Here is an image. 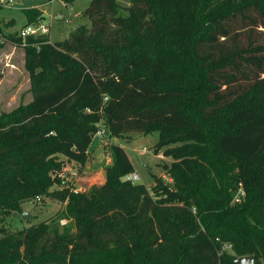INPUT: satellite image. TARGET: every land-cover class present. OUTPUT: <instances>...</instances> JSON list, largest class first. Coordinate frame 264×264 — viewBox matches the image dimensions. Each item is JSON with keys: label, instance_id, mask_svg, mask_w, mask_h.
Listing matches in <instances>:
<instances>
[{"label": "trees", "instance_id": "1", "mask_svg": "<svg viewBox=\"0 0 264 264\" xmlns=\"http://www.w3.org/2000/svg\"><path fill=\"white\" fill-rule=\"evenodd\" d=\"M24 12L41 22L39 7ZM84 14L91 26L60 41L0 19L33 93L0 114V264H264V0H91ZM101 127L158 130L171 180H124L134 164L114 143L106 180L76 190L56 172L85 166ZM36 197L64 208L9 228Z\"/></svg>", "mask_w": 264, "mask_h": 264}, {"label": "rangeland", "instance_id": "2", "mask_svg": "<svg viewBox=\"0 0 264 264\" xmlns=\"http://www.w3.org/2000/svg\"><path fill=\"white\" fill-rule=\"evenodd\" d=\"M0 0L3 8L0 11L1 26L7 33H20L27 24L25 8L39 7L43 10L41 21L49 26V35L52 41H60L69 37L70 33L80 25L91 26V20L84 14L91 0H75L72 4L64 0ZM242 37V36H241ZM253 38L264 41V27L259 26L253 32ZM246 42V38L244 39ZM244 86V77L235 83ZM32 83L30 73L25 67V51L21 45L7 41L0 48V114L10 112L21 104H27L33 99ZM159 139V131L150 133L133 130L120 136H101L96 134L89 148V160L85 166H78L68 161L65 167L56 173L62 176L77 190H88L93 185L101 184L106 175V166L111 157L109 145L119 144L125 148L131 158L135 170L141 176L137 183H143L148 188L154 184L153 175L165 176L170 181L169 175L164 169V164H171L172 157L164 156L162 152L158 155L154 151V145ZM159 153V154H160ZM63 157V156H62ZM64 158V157H63ZM55 175V173H53ZM58 187L57 185L53 188ZM23 212L28 211L33 215L27 219L23 213H13L7 217L6 225L11 229L22 228L32 220L34 223L52 217L64 204L51 199L43 200L38 197L24 201ZM62 220L57 227L63 230L64 225L69 224ZM225 248L231 250L230 243Z\"/></svg>", "mask_w": 264, "mask_h": 264}, {"label": "built area", "instance_id": "3", "mask_svg": "<svg viewBox=\"0 0 264 264\" xmlns=\"http://www.w3.org/2000/svg\"><path fill=\"white\" fill-rule=\"evenodd\" d=\"M8 2L13 3L14 0H9ZM48 33H49V26L41 21L37 24L25 25L21 29L19 35L22 36L23 38H26L28 35H40V34H48ZM97 134L104 136L106 134V130L103 127H101L99 129V131L97 132ZM123 179L124 180H130L132 182H137L138 180L141 179V176H140L138 171H133V172L125 175ZM81 191H83V190L81 189ZM239 196L236 197L237 201L240 200ZM38 199H40V197H38ZM66 221H67L66 219L62 220L63 223Z\"/></svg>", "mask_w": 264, "mask_h": 264}, {"label": "water", "instance_id": "4", "mask_svg": "<svg viewBox=\"0 0 264 264\" xmlns=\"http://www.w3.org/2000/svg\"><path fill=\"white\" fill-rule=\"evenodd\" d=\"M23 215L27 219H32V217H33V215L30 214L28 211H24ZM236 263H238V264H255L254 256L253 255L240 256L236 259Z\"/></svg>", "mask_w": 264, "mask_h": 264}, {"label": "crops", "instance_id": "5", "mask_svg": "<svg viewBox=\"0 0 264 264\" xmlns=\"http://www.w3.org/2000/svg\"><path fill=\"white\" fill-rule=\"evenodd\" d=\"M41 9V8H40ZM43 11V10H42ZM42 19V18H41ZM158 155H161V153L160 154H158ZM131 159V158H130ZM112 162V156L109 158V160H108V163L107 164H110ZM135 171H137V170H135ZM161 175V174H160ZM106 180V175H105V177H104V181ZM104 181H102V183L104 182Z\"/></svg>", "mask_w": 264, "mask_h": 264}]
</instances>
